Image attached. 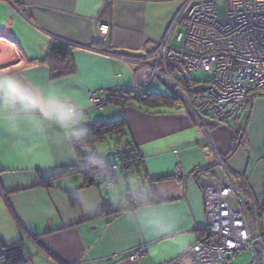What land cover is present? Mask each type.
I'll return each mask as SVG.
<instances>
[{"label": "crops", "instance_id": "1", "mask_svg": "<svg viewBox=\"0 0 264 264\" xmlns=\"http://www.w3.org/2000/svg\"><path fill=\"white\" fill-rule=\"evenodd\" d=\"M187 1L0 0V65H6L0 71L29 87L55 88L64 95L53 103L75 100L83 111L72 128L52 124L41 131L35 118L13 116L0 104L2 244L22 242L32 264H190L188 251L206 234L204 186H227V170L243 199L263 202L264 92L249 97L231 145V123H197L178 94L141 67L154 63L157 43ZM99 23L109 25L104 41L97 39ZM56 42L69 47L65 60L51 55ZM123 91L174 103L158 112L136 103L98 110L90 101L94 94L105 103L110 92ZM121 118L141 153V167L129 172L142 187L118 178L112 187L103 180L83 185L70 137ZM236 176H245L249 191ZM135 196L157 202L112 212ZM136 249L143 252L138 260L131 258Z\"/></svg>", "mask_w": 264, "mask_h": 264}, {"label": "built area", "instance_id": "2", "mask_svg": "<svg viewBox=\"0 0 264 264\" xmlns=\"http://www.w3.org/2000/svg\"><path fill=\"white\" fill-rule=\"evenodd\" d=\"M176 26L184 33H174ZM108 31V24L99 23L97 39L104 41ZM171 38L177 46L169 45ZM154 60L152 65L141 67L152 78H162L174 90L177 86L168 72V62L176 65L181 74L205 75V87L190 94L192 117L199 124L202 118L223 125L231 123L234 130L231 145H234L240 136L237 124L248 108V96L264 92V0H225L222 15L214 1H187L165 38L157 43ZM158 67L161 71H157ZM98 101L100 104L94 103L95 108L105 106ZM225 172L227 186L202 188L206 238L191 246L188 260L190 264H227L231 257L248 251L250 256L244 264H264V231L257 223V209L264 212V200L258 205L251 195L243 199L230 172ZM236 178L249 191L246 178ZM115 183V179L105 182L109 187ZM142 255L136 249L131 258L138 260ZM0 264H31V261L23 244L18 242L0 244Z\"/></svg>", "mask_w": 264, "mask_h": 264}, {"label": "trees", "instance_id": "3", "mask_svg": "<svg viewBox=\"0 0 264 264\" xmlns=\"http://www.w3.org/2000/svg\"><path fill=\"white\" fill-rule=\"evenodd\" d=\"M50 53L54 57L65 60L69 55V47L63 43L56 42L51 45ZM167 66L170 76L176 80L175 83L179 87L184 85L183 87L186 88V91H190L192 89L191 82L186 85L180 81V76L175 78L176 75H180L182 71L172 62H168ZM61 70L64 71L63 69ZM61 70H59L60 73L68 71L65 70L62 72ZM132 103H136L144 109H153L158 112H162L170 108L174 102L171 97L158 94L135 95L133 92L123 91L121 93L110 92L105 105L110 104L123 108L131 105ZM113 136H115L118 140L117 145L123 143V150H116L117 153H115L119 155L118 163H101L98 158L90 156L88 150L93 149L95 144L104 142L106 139ZM70 143L73 147L75 156L79 161V165L75 171L82 175L83 185L91 186L99 180H103L104 183L109 179L116 180L119 173H126L132 171L133 169H138L142 165L141 153L132 144L130 138H128L124 118L111 122L97 121L89 129L72 135L70 137ZM113 166L116 168H112ZM66 172L67 171H64L61 174H55L48 179H41V184L43 186H48L54 178L65 175L67 174ZM153 202H157L155 196L149 198L135 196L127 199L119 208L112 212L130 211L138 206ZM257 211V223L259 224L260 216L263 215L264 212L262 208L257 209ZM205 238L206 234H204L202 239Z\"/></svg>", "mask_w": 264, "mask_h": 264}, {"label": "clouds", "instance_id": "4", "mask_svg": "<svg viewBox=\"0 0 264 264\" xmlns=\"http://www.w3.org/2000/svg\"><path fill=\"white\" fill-rule=\"evenodd\" d=\"M63 95L55 88L42 90L38 86L29 87L0 71V104L11 110L13 116L35 118L41 131L52 124L69 129L82 120V108L75 100L53 103Z\"/></svg>", "mask_w": 264, "mask_h": 264}, {"label": "rangeland", "instance_id": "5", "mask_svg": "<svg viewBox=\"0 0 264 264\" xmlns=\"http://www.w3.org/2000/svg\"><path fill=\"white\" fill-rule=\"evenodd\" d=\"M214 1L217 3V9H218L219 15H222L224 13V3H223V0H214ZM177 32L184 33V30L181 27H177L175 29L174 33H177ZM169 45H171V46H177V44L174 41V38H171V40L169 41ZM160 69L161 68L158 67L157 68V71H161ZM182 75H184V74L176 75L175 78H178L180 76L179 77V78H181L180 81H182L184 84H186L185 83V80L182 77ZM185 75H187V74H185ZM188 77H189V83L188 84H190V82L192 84V89L190 91H186V88L183 87L184 85L183 86L181 85V87H179L175 83L176 80H174L173 78H172L174 80L173 83L176 84V86H177V89L175 88L176 91L173 89L172 86H170L169 84H167L163 80H159L158 78H156L155 79V82L158 83V84H160L162 86V88L164 90L168 91L169 93H171V94L173 93L175 95L178 94L179 100L185 105V107H186L188 113L190 114V116H192V113L194 111L192 110L190 104L188 103V101H189V99L191 97L190 94H193L195 90H201V89H203L205 87V84H204L205 75L203 73H192ZM250 96L251 95L248 96V99H249ZM90 101L93 104V106L95 104L96 105L100 104V102L97 100V97L94 94L90 97ZM102 108H96V109L99 110V109H102ZM117 142H118V140H117V138L115 136L110 137V138L106 139V141H104V142H100V143L95 144L93 149L88 150V153L91 156H93V157H96V158L100 157V159L99 158L98 159H99V161L101 163L116 164V163H118V157H119V155L118 154H115V153H117V152H115L116 151L115 149H116V147H119L118 149H121L122 148V145L121 144L117 145ZM132 172L134 173V171H132ZM123 177H125L127 179L124 180L125 178H123ZM243 177L245 178V176H243ZM117 178L119 179V183L126 182L131 188L132 187H142V182L141 181H137L136 180V178H137L136 175L135 174H130V172H129V174H127V173H119V175H118ZM241 184L244 186L243 183H241ZM121 186L123 187V184ZM262 217H264V216L261 215L260 216V219H262ZM259 221L261 222V220H259ZM260 222H259V228L262 231H264L262 229L261 225H260ZM0 244L1 245H4L1 242H0ZM23 246H24V244H23ZM249 256L250 255H249V252L248 251H243V252H241L239 254H236L235 256L231 257L227 261V264H244L249 259ZM185 263H186V261H185Z\"/></svg>", "mask_w": 264, "mask_h": 264}, {"label": "water", "instance_id": "6", "mask_svg": "<svg viewBox=\"0 0 264 264\" xmlns=\"http://www.w3.org/2000/svg\"><path fill=\"white\" fill-rule=\"evenodd\" d=\"M183 79L185 80V83L188 84L189 83V77L187 75H182ZM109 155V154H108Z\"/></svg>", "mask_w": 264, "mask_h": 264}, {"label": "snow or ice", "instance_id": "7", "mask_svg": "<svg viewBox=\"0 0 264 264\" xmlns=\"http://www.w3.org/2000/svg\"><path fill=\"white\" fill-rule=\"evenodd\" d=\"M3 66H6V65H0V67H3Z\"/></svg>", "mask_w": 264, "mask_h": 264}]
</instances>
